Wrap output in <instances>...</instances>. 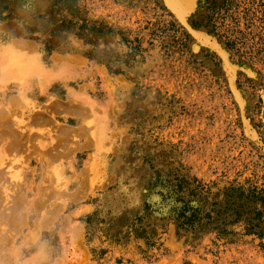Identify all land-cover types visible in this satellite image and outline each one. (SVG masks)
I'll use <instances>...</instances> for the list:
<instances>
[{
    "label": "rangeland",
    "instance_id": "374dc122",
    "mask_svg": "<svg viewBox=\"0 0 264 264\" xmlns=\"http://www.w3.org/2000/svg\"><path fill=\"white\" fill-rule=\"evenodd\" d=\"M195 3L234 76L162 0H0L2 53L79 60L112 99L94 149L0 97V264H264V0Z\"/></svg>",
    "mask_w": 264,
    "mask_h": 264
},
{
    "label": "crops",
    "instance_id": "0c3cea01",
    "mask_svg": "<svg viewBox=\"0 0 264 264\" xmlns=\"http://www.w3.org/2000/svg\"><path fill=\"white\" fill-rule=\"evenodd\" d=\"M17 45L19 52L26 57L34 58L43 71L29 72L30 75L23 82L15 83L4 77L0 70V97L6 95L8 89L15 88L16 94L12 96L14 101L16 99V102L20 103L19 98L21 97L35 104L37 108L46 106L42 113L35 114L33 118V122L38 123L36 128L40 132L50 127L53 129L51 116H63L64 120H72L76 126L70 129L76 131L75 133L80 137L79 145H84L88 141L90 130H87L86 124L92 123L95 125L96 137L92 147L94 149L104 147L103 137L112 122V99H107L105 95L103 100L99 101L100 95L97 97V94H90L91 85L96 81L95 74L93 72L89 74L87 66L81 64L79 60L58 65L54 62V65L45 66L41 62L36 46L22 41L17 42ZM4 48L0 47V60ZM53 88L63 97L59 99L56 93H51ZM11 103L14 102L11 101ZM71 164L72 161L65 165L70 167ZM65 165L63 167L67 169Z\"/></svg>",
    "mask_w": 264,
    "mask_h": 264
},
{
    "label": "bare ground",
    "instance_id": "6f19581e",
    "mask_svg": "<svg viewBox=\"0 0 264 264\" xmlns=\"http://www.w3.org/2000/svg\"><path fill=\"white\" fill-rule=\"evenodd\" d=\"M162 1L166 6L170 7L173 10L174 14L180 13V15H178V16L176 14V19L180 23H182V25H184L186 30L192 35V39L195 40L194 43H198L197 40L200 39L201 41H203V43L205 42L207 45H209V47H210V45H212L211 46L212 49H213V47L215 48V51L217 49V54H218V50H219L220 55L224 58L223 60H225V58L228 56V54L218 42H215L214 40H212L210 36L201 34V31H197V32L196 31H190V29H189L190 27H188L186 24V19L189 17V15L194 10L196 0H162ZM196 38H198V39H196ZM201 41H199V42H201ZM203 43H201L200 45L203 46L204 45ZM25 46H27V45H25ZM194 46H195V44H194ZM224 62H225L224 65L226 67V68L225 67L224 68L227 70V72H229V74L234 76V71L236 69L235 66L232 65L230 62H227V60H225ZM37 65L38 64L34 65L32 62H30L24 56L19 55V54L14 53V52H11V51H5L4 53H2V57L0 60L1 73H3V75L8 79H10V77L14 76L19 81H22V82L25 80L26 77H28L30 75L29 72L43 71L42 67H40V66H39V68H36ZM231 75H230V78H231ZM232 80H234V79L231 78L230 82ZM230 88H232V87H230ZM244 123H246V122H244Z\"/></svg>",
    "mask_w": 264,
    "mask_h": 264
},
{
    "label": "trees",
    "instance_id": "16d2710c",
    "mask_svg": "<svg viewBox=\"0 0 264 264\" xmlns=\"http://www.w3.org/2000/svg\"><path fill=\"white\" fill-rule=\"evenodd\" d=\"M226 45V47L230 50L231 48L229 47V44L228 43H226L225 44ZM110 72V71H109ZM110 73H112V72H110ZM114 74H118L117 72H114ZM260 216V214H257L256 215V217H259Z\"/></svg>",
    "mask_w": 264,
    "mask_h": 264
}]
</instances>
